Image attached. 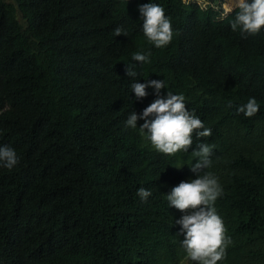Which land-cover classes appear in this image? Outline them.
I'll return each mask as SVG.
<instances>
[{
    "label": "trees",
    "instance_id": "1",
    "mask_svg": "<svg viewBox=\"0 0 264 264\" xmlns=\"http://www.w3.org/2000/svg\"><path fill=\"white\" fill-rule=\"evenodd\" d=\"M205 1L0 0V146L20 157L0 167V264H199L163 185L195 178L201 143L214 146L199 174L222 187L214 207L230 239L217 264H264V28L233 31L239 9L221 16L224 0ZM146 3L171 21L164 48L143 34ZM149 80L164 81L160 97L183 94L211 135L167 156L144 120L126 127L158 98L132 91ZM250 98L260 108L247 117L237 109Z\"/></svg>",
    "mask_w": 264,
    "mask_h": 264
},
{
    "label": "clouds",
    "instance_id": "2",
    "mask_svg": "<svg viewBox=\"0 0 264 264\" xmlns=\"http://www.w3.org/2000/svg\"><path fill=\"white\" fill-rule=\"evenodd\" d=\"M238 8L235 18L230 22L233 31L241 34L255 35L264 28V0H231V6L226 8L230 13ZM143 18V34L148 42L156 48H164L173 39L171 21L165 15L160 4L146 3L139 6ZM127 35L122 28L115 29V35ZM150 51H137L132 54V61L141 65L150 63ZM126 74L135 78L137 71L134 64H129ZM152 87L157 99L143 109L141 114L131 112L126 120V127L135 129L137 121L142 119L141 134H146L151 145L160 153L173 156L178 152H187L193 144V133L198 137H208L211 129L206 128L200 118L186 108L185 96L168 91L166 97H160V90L166 87L164 81L149 80L146 83L134 81L131 89L138 100L148 95L146 89ZM260 105L255 98L240 106L237 111L247 117H252L259 111ZM203 129L202 131H199ZM213 145L201 143L194 155L199 159L191 166L195 178L181 181L167 194L170 206L178 209L183 215L175 223L180 225V233L184 235L182 245L189 258L199 264H217L225 257V250L230 239L225 237L222 218L214 207L215 201L222 194V187L217 177L211 172L200 175L202 169L211 166ZM20 157L8 146H0V167L12 169L19 163ZM139 197L147 200L152 195L150 190L141 187Z\"/></svg>",
    "mask_w": 264,
    "mask_h": 264
},
{
    "label": "rangeland",
    "instance_id": "3",
    "mask_svg": "<svg viewBox=\"0 0 264 264\" xmlns=\"http://www.w3.org/2000/svg\"><path fill=\"white\" fill-rule=\"evenodd\" d=\"M184 1H186V2H188V1H196L197 3H199L200 5H204V4H206V1L205 0H184ZM231 6V0H224L221 4H220V8H221V10H222V12H221V16L223 15V14H225L226 13V8H228V7H230ZM163 188L166 190H168L167 191V194L168 193H170L171 191H169V190H172V187L170 186V185H168V184H164L163 185ZM183 261H185V259L183 260Z\"/></svg>",
    "mask_w": 264,
    "mask_h": 264
}]
</instances>
